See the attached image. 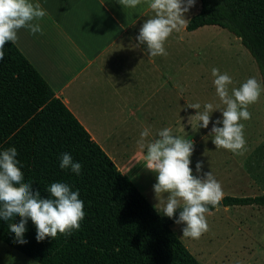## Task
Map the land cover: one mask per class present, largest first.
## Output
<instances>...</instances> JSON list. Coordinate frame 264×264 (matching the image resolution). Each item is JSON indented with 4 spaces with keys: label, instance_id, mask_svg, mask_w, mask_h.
<instances>
[{
    "label": "trees",
    "instance_id": "trees-1",
    "mask_svg": "<svg viewBox=\"0 0 264 264\" xmlns=\"http://www.w3.org/2000/svg\"><path fill=\"white\" fill-rule=\"evenodd\" d=\"M189 31L206 25L226 29L248 49L264 88V0H200ZM0 61V152L15 147L24 182L41 198L52 183L79 191L85 217L70 235L36 240L28 219L24 238L9 230L18 223L0 218V240L40 264H202L173 229L174 218L159 214L132 179L122 173L37 68L15 43L6 42ZM82 165L79 175L61 169V154ZM223 206H264V194L225 195ZM215 207L209 206V211Z\"/></svg>",
    "mask_w": 264,
    "mask_h": 264
},
{
    "label": "crops",
    "instance_id": "crops-1",
    "mask_svg": "<svg viewBox=\"0 0 264 264\" xmlns=\"http://www.w3.org/2000/svg\"><path fill=\"white\" fill-rule=\"evenodd\" d=\"M30 2L46 11L43 18L32 21L42 33L21 28L15 44L122 173L138 179L146 147L132 143L126 124L139 122L144 113L152 120L161 104H173L176 59L185 62L186 56L191 57L190 39L211 25L174 31L165 42L167 55L150 57L146 45L134 47L143 22L154 16L149 0H141L136 8L123 7L119 0ZM200 6L196 0L185 14L188 21ZM166 125L174 127V118ZM259 175L250 181L260 183Z\"/></svg>",
    "mask_w": 264,
    "mask_h": 264
},
{
    "label": "clouds",
    "instance_id": "clouds-1",
    "mask_svg": "<svg viewBox=\"0 0 264 264\" xmlns=\"http://www.w3.org/2000/svg\"><path fill=\"white\" fill-rule=\"evenodd\" d=\"M119 3L123 7L136 8L141 0H119ZM195 4L196 0H149V8L154 16L143 22L135 38L138 43L134 47L146 45L145 51L150 57L166 56L167 38L174 31L180 32L188 27L185 14ZM45 15L46 11L39 3L0 0V61L5 57L6 42L15 43L19 29L27 28L33 34L42 33L40 25L32 21ZM211 74L215 78L213 83L216 93L226 107L221 109L213 103H205L202 111L200 103H188L187 107L197 110L194 116L202 128H208L211 114L219 109L222 120L218 118L212 125V142L216 148L243 155L247 150V141L245 125L240 121L251 119L249 105L258 101L264 88L255 77H250L239 88H232L230 94L232 77L215 67ZM221 123L222 127L217 126ZM150 135V129L145 128L140 133L138 143L141 148L146 147L145 168L157 174V182L153 185L158 200L155 208L169 218H174L177 209H182L175 223L186 225L182 229L183 237L199 239L209 231L206 218L209 206L216 207L223 199L222 185L211 171L203 173L202 177L193 175L190 157L194 142L191 139L174 135L168 127L158 131V138L146 143ZM17 155L15 147L0 152V218L9 221L17 214L21 217L18 223L9 225V230L15 233V241L27 243L24 234L29 218L36 226L38 242L47 237L54 239L58 233L70 235L72 230H78L85 217L84 202L79 198V191L71 190L67 183L55 182L47 189L51 198H41L39 190L33 191L32 183L24 182ZM60 168H71L72 172L79 175L82 165L74 162L69 153H62ZM202 169L203 162L197 161L196 172L201 173ZM165 193H168L166 200H161Z\"/></svg>",
    "mask_w": 264,
    "mask_h": 264
},
{
    "label": "rangeland",
    "instance_id": "rangeland-1",
    "mask_svg": "<svg viewBox=\"0 0 264 264\" xmlns=\"http://www.w3.org/2000/svg\"><path fill=\"white\" fill-rule=\"evenodd\" d=\"M190 40L191 57L186 56L185 62L176 59L173 104H161V111L156 112L157 117L152 120L145 117L144 113L139 122L127 123L126 132L133 144L140 145V133L145 128H149L151 133L146 143L158 138L159 130L171 128L174 135L188 137L194 142V151L190 157L193 175L202 177L203 173L211 171L222 185L223 197L264 194V91L256 103L249 105L251 119L240 121L245 125L247 141V150L243 155L216 148L212 142V125L218 118L222 120L219 109L211 114L208 128H202L194 116L197 110L187 107L189 98L190 103L201 104V111L205 103L225 108L216 93L212 68H218L221 73L227 72L232 77L233 84L229 86L231 94L232 88H239L250 77L261 82L257 64L241 40L221 27H204L196 38ZM195 52L198 54L195 55ZM183 65L185 72L182 71ZM172 117L174 127L166 125ZM162 118L165 119L164 125L161 123ZM217 126L223 125L221 123ZM197 161L203 162L201 173L196 172ZM142 167L134 183L155 207L158 200L153 185L157 182V174L146 169L145 165ZM255 174H260V183L253 179L250 181V177ZM167 195L162 194L161 200H166ZM159 214L163 215L162 212ZM206 218L209 231L199 239L183 237L184 223L173 225V229L202 264H264V206L218 205L206 213ZM0 264L40 263L0 240Z\"/></svg>",
    "mask_w": 264,
    "mask_h": 264
},
{
    "label": "water",
    "instance_id": "water-1",
    "mask_svg": "<svg viewBox=\"0 0 264 264\" xmlns=\"http://www.w3.org/2000/svg\"><path fill=\"white\" fill-rule=\"evenodd\" d=\"M219 205H223V202H222V201H220V202H219Z\"/></svg>",
    "mask_w": 264,
    "mask_h": 264
}]
</instances>
